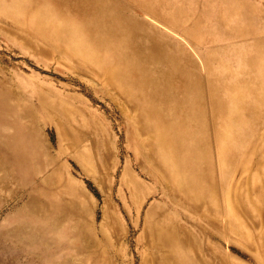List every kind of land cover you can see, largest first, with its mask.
I'll return each instance as SVG.
<instances>
[{
    "label": "rangeland",
    "instance_id": "374dc122",
    "mask_svg": "<svg viewBox=\"0 0 264 264\" xmlns=\"http://www.w3.org/2000/svg\"><path fill=\"white\" fill-rule=\"evenodd\" d=\"M0 264H264V0H0Z\"/></svg>",
    "mask_w": 264,
    "mask_h": 264
},
{
    "label": "bare ground",
    "instance_id": "6f19581e",
    "mask_svg": "<svg viewBox=\"0 0 264 264\" xmlns=\"http://www.w3.org/2000/svg\"><path fill=\"white\" fill-rule=\"evenodd\" d=\"M138 29V28H137ZM139 31V29H138ZM139 33V32H138ZM140 34V33H139ZM113 37V36H112ZM133 40V39H132ZM131 40V41H132ZM131 43V42H130ZM135 43V42H134ZM134 45V44H133ZM144 47V46H142ZM132 49V48H131ZM133 58L134 59H131L132 61H130L131 63V68L132 70L137 74V79H138V76L140 77L139 82H142L144 85L146 84H149V83H153L152 81V77H150L146 70V67H145V63L149 60V59H159V55L162 53V50L160 49V47L157 45V44H152L150 46L149 49H147L146 51H143L142 49H139V48H133ZM163 55V53L161 54V56ZM131 57V58H132ZM130 59V58H128ZM163 84V83H162ZM160 85V84H159ZM151 86V85H149ZM154 86V85H153ZM159 89V87H158ZM168 90V89H167ZM158 93V92H157ZM160 93H165L166 94V91H162L159 92ZM167 96V95H166ZM163 102V101H162ZM190 117V116H189ZM188 118V117H187ZM192 120V118H190ZM188 123V121H187ZM190 123V122H189ZM194 123V122H192ZM189 125V124H188ZM194 125V124H193ZM171 127V126H170ZM169 127V128H170ZM163 128V127H162ZM168 128V127H167ZM190 128V126H189ZM194 128V127H193ZM165 129V128H164ZM176 129V128H174ZM178 129V128H177ZM197 129V128H195ZM166 130V129H165ZM158 131V136L161 138V143H162V150L164 152V150L166 151L168 148L170 149V143L171 144H174L176 143V140L174 142V139L171 137L172 139V142L169 141V136H168V133L167 131ZM177 131V130H176ZM195 131H193L194 133ZM172 133V131H171ZM188 133V131H187ZM173 134V133H172ZM177 134V132H176ZM175 135V134H174ZM192 136V134H191ZM195 136V135H194ZM193 137V136H192ZM190 137V138H192ZM180 138V136H179ZM190 140V139H189ZM184 140H182V143L179 145L180 147H182V144H183ZM178 143V142H177ZM189 143H191V141H189ZM195 143V142H194ZM193 144V143H191ZM198 144V143H196ZM175 145V144H174ZM177 145V144H176ZM190 145V144H188ZM184 146V145H183ZM176 147V146H175ZM179 147V148H180ZM171 148L173 149V151L171 152H164L163 153V156H164V160H166L168 163H165L164 164V168L166 171L170 172L172 174V177L176 178L174 180V183L177 185V189L181 190L182 192H184L186 195H190L191 197L194 196L197 197L199 195H197L198 192V189H200V182L198 180V175H197V172H196V165L194 166V172L193 174L189 171V168H188V163L186 160L182 159L179 154H178V150H177V147L173 148V146L171 145ZM181 150V149H180ZM183 154V152H182ZM172 156V157H170ZM182 156V155H181ZM200 192H202L200 190ZM201 194V193H200ZM204 194L205 193V190H204ZM206 197V196H205ZM190 198V197H189ZM207 199V197L205 198ZM208 201V200H205V202ZM211 202V201H210ZM204 203V202H203ZM210 204V203H209ZM206 206V205H205ZM207 211V210H206ZM166 241H168V239H166ZM169 243H171V240L169 239L168 241Z\"/></svg>",
    "mask_w": 264,
    "mask_h": 264
}]
</instances>
